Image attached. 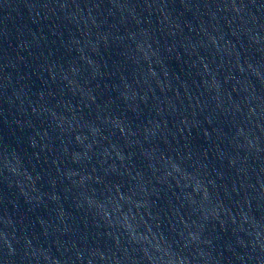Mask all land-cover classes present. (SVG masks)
<instances>
[{
    "label": "water",
    "instance_id": "water-1",
    "mask_svg": "<svg viewBox=\"0 0 264 264\" xmlns=\"http://www.w3.org/2000/svg\"><path fill=\"white\" fill-rule=\"evenodd\" d=\"M0 264H264L240 0H0Z\"/></svg>",
    "mask_w": 264,
    "mask_h": 264
}]
</instances>
